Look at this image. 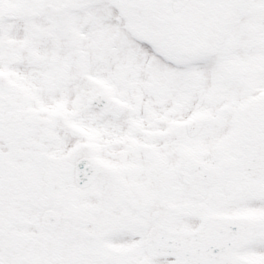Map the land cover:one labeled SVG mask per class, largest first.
I'll return each instance as SVG.
<instances>
[{
    "label": "snow or ice",
    "instance_id": "6c2138e0",
    "mask_svg": "<svg viewBox=\"0 0 264 264\" xmlns=\"http://www.w3.org/2000/svg\"><path fill=\"white\" fill-rule=\"evenodd\" d=\"M0 264H264V0H0Z\"/></svg>",
    "mask_w": 264,
    "mask_h": 264
}]
</instances>
